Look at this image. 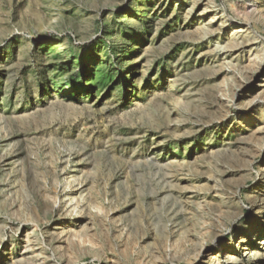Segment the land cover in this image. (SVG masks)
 Segmentation results:
<instances>
[{"label":"rangeland","instance_id":"1","mask_svg":"<svg viewBox=\"0 0 264 264\" xmlns=\"http://www.w3.org/2000/svg\"><path fill=\"white\" fill-rule=\"evenodd\" d=\"M0 227V264H264V0H0Z\"/></svg>","mask_w":264,"mask_h":264},{"label":"bare ground","instance_id":"2","mask_svg":"<svg viewBox=\"0 0 264 264\" xmlns=\"http://www.w3.org/2000/svg\"><path fill=\"white\" fill-rule=\"evenodd\" d=\"M255 4H256V2L253 1V6H255ZM256 7H257V6H256ZM255 12H257V11H255ZM253 14H254V13H253ZM255 15H256V14H255ZM256 18H257V17H256ZM257 103H258V102H256V104H257ZM64 195H65V194H64ZM56 204H57V203H56ZM61 204H62V203H61ZM260 211H261V210H260ZM124 225H125V224H124ZM3 227H4V226H3ZM0 228H1V227H0ZM0 235H1V234H0ZM86 242H87V241H86ZM31 243H32V242H31ZM189 243H190V242H189ZM242 243L245 244V243H247V241H246V240H242ZM192 244H193V243H192ZM3 245H5V244L2 243L1 246H3ZM205 246H206V245H205ZM28 248H29V247H28ZM193 248H194V247H193ZM199 248H200V247H199ZM199 248H198V249H199ZM45 249H46V248H45ZM222 249H223L222 246H220V247H219V251L221 252ZM220 252L215 254V257H214L215 260H217V259L220 258ZM44 255H45V254H44ZM201 255H202V254H201ZM189 257H190V256H189ZM198 257H199V255H198ZM196 258H197V257H196ZM19 259H20V258H19ZM229 259H230V260L235 259V254H231V255L229 256ZM17 260H18V259H17ZM23 260H24V259H23ZM23 260H22V262H23ZM196 260H199V259H196ZM235 262H236V261H235ZM24 263H25V262H24Z\"/></svg>","mask_w":264,"mask_h":264}]
</instances>
